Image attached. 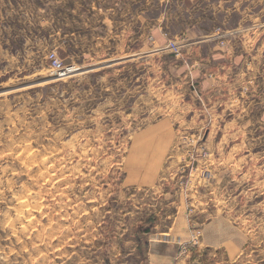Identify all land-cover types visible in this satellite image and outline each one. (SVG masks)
<instances>
[{"label":"rangeland","instance_id":"rangeland-1","mask_svg":"<svg viewBox=\"0 0 264 264\" xmlns=\"http://www.w3.org/2000/svg\"><path fill=\"white\" fill-rule=\"evenodd\" d=\"M0 264H264V0H0Z\"/></svg>","mask_w":264,"mask_h":264},{"label":"built area","instance_id":"built-area-1","mask_svg":"<svg viewBox=\"0 0 264 264\" xmlns=\"http://www.w3.org/2000/svg\"><path fill=\"white\" fill-rule=\"evenodd\" d=\"M51 59H52V63L54 65V67L58 70L59 75L63 76L69 72H72L71 67H67V66L63 65L61 63V61H59L56 57H54V55L51 56Z\"/></svg>","mask_w":264,"mask_h":264},{"label":"trees","instance_id":"trees-1","mask_svg":"<svg viewBox=\"0 0 264 264\" xmlns=\"http://www.w3.org/2000/svg\"><path fill=\"white\" fill-rule=\"evenodd\" d=\"M138 240V239H137ZM141 240H139V242H140Z\"/></svg>","mask_w":264,"mask_h":264}]
</instances>
